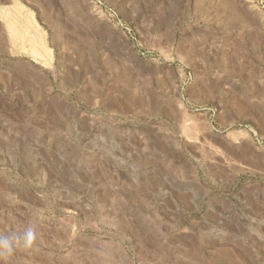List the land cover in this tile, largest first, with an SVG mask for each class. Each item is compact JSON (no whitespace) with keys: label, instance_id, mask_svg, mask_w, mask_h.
Wrapping results in <instances>:
<instances>
[{"label":"rangeland","instance_id":"rangeland-1","mask_svg":"<svg viewBox=\"0 0 264 264\" xmlns=\"http://www.w3.org/2000/svg\"><path fill=\"white\" fill-rule=\"evenodd\" d=\"M29 224L0 264H264V0H0V235Z\"/></svg>","mask_w":264,"mask_h":264},{"label":"clouds","instance_id":"clouds-1","mask_svg":"<svg viewBox=\"0 0 264 264\" xmlns=\"http://www.w3.org/2000/svg\"><path fill=\"white\" fill-rule=\"evenodd\" d=\"M36 242L37 230L33 224H29L22 234L0 235V258L7 262L17 247L22 245L24 249H32Z\"/></svg>","mask_w":264,"mask_h":264},{"label":"bare ground","instance_id":"bare-ground-1","mask_svg":"<svg viewBox=\"0 0 264 264\" xmlns=\"http://www.w3.org/2000/svg\"><path fill=\"white\" fill-rule=\"evenodd\" d=\"M191 129V128H190Z\"/></svg>","mask_w":264,"mask_h":264}]
</instances>
